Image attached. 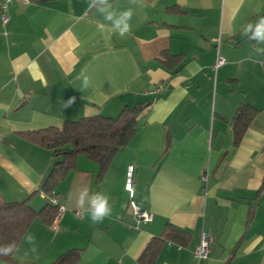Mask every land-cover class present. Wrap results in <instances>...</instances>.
<instances>
[{
	"label": "crops",
	"instance_id": "1",
	"mask_svg": "<svg viewBox=\"0 0 264 264\" xmlns=\"http://www.w3.org/2000/svg\"><path fill=\"white\" fill-rule=\"evenodd\" d=\"M6 13L4 24L0 17L4 200L31 196L56 159L26 133L151 104L103 172L85 155L76 157L56 187L64 207L57 227L36 217L26 230L36 237L37 253L24 254L22 237L14 261L0 264H48L69 249H80L76 264H139L149 240L172 227L185 238L168 235L152 264H196L202 233L212 239L205 264H264V54L249 59L256 45L242 34L264 17V0H143L124 38L89 0H15ZM218 53L226 62L213 69ZM82 74L90 85L81 91ZM241 104L249 106V118L235 141ZM129 166L133 199L150 221H138L129 207ZM83 186L110 197L112 215L100 224L75 206ZM43 196L29 201L39 209Z\"/></svg>",
	"mask_w": 264,
	"mask_h": 264
},
{
	"label": "trees",
	"instance_id": "2",
	"mask_svg": "<svg viewBox=\"0 0 264 264\" xmlns=\"http://www.w3.org/2000/svg\"><path fill=\"white\" fill-rule=\"evenodd\" d=\"M151 102H140L123 107L117 116L109 117L100 113L83 116L76 120L64 121L60 128L49 127L26 133V137L52 151L56 158L41 186L28 198L21 201H6L0 197V244L15 241L17 244L36 217L51 225L57 206L49 199L57 196L56 187L60 180L75 168V159L83 154L99 166L103 172L111 163L120 148L127 145L135 132L137 115ZM248 105L241 104L235 116V141L243 131V125L249 118ZM241 124H239L240 122ZM244 123V124H243ZM241 128V129H240ZM42 192L46 202L39 209L30 203V197ZM59 202V200H58ZM60 203V202H59ZM170 238L183 239L185 234L175 228H169L161 237L151 238L138 257L139 264H152L161 242ZM80 249H69L59 254L48 264H76ZM0 261L13 262V256H0ZM18 264H38L24 261Z\"/></svg>",
	"mask_w": 264,
	"mask_h": 264
},
{
	"label": "clouds",
	"instance_id": "3",
	"mask_svg": "<svg viewBox=\"0 0 264 264\" xmlns=\"http://www.w3.org/2000/svg\"><path fill=\"white\" fill-rule=\"evenodd\" d=\"M143 3V0H129L131 6L119 9L114 6L110 0H89V7L95 8L98 13L103 16L104 21L109 22L112 30L119 37L124 38L132 32V19L135 14V7ZM242 34L250 41L255 42L249 59H253L254 53L264 54V17L258 18L257 22L248 23L243 28ZM257 62V61H253ZM81 80V91L87 89L90 85V78L87 75L77 77ZM75 98H71L65 107L70 106ZM75 206L79 209L87 210L89 218L93 224H100L106 218L110 217L113 212V205L110 203V197L106 192H91L87 186L81 187L74 194ZM22 244L28 247L24 249V254L37 253L36 237L31 232H26L22 238ZM22 245H18L15 241L0 244V256L9 257L16 255L21 251Z\"/></svg>",
	"mask_w": 264,
	"mask_h": 264
},
{
	"label": "built area",
	"instance_id": "4",
	"mask_svg": "<svg viewBox=\"0 0 264 264\" xmlns=\"http://www.w3.org/2000/svg\"><path fill=\"white\" fill-rule=\"evenodd\" d=\"M15 0H0V11H1V23L4 24L7 19V13H6V9L8 7V5L13 2ZM23 3H27L30 0H21ZM218 40V39H216ZM226 62L225 58L223 56H221L219 53L217 54L216 58H215V62L213 64V69L218 68L219 66L223 65ZM262 62H264V60H262ZM131 169L132 167L129 166V170L127 172V176H126V182H125V189L128 192L129 195V207L131 208L132 212L135 214V216L137 217L138 221H143V222H147L150 221L152 219V214L150 212H148L145 209H142L137 203L136 201L133 199V188H132V184H131ZM52 203L58 205L57 206V212L54 218L53 223L51 224L52 227L56 228L58 225V221L64 211V207L61 203L58 202V198L56 196H52L49 199ZM211 242L212 239L209 235L202 233L201 234V238L199 243L196 245L194 251H193V255L196 261V264H205V260L208 258V252L210 251L211 248Z\"/></svg>",
	"mask_w": 264,
	"mask_h": 264
},
{
	"label": "rangeland",
	"instance_id": "5",
	"mask_svg": "<svg viewBox=\"0 0 264 264\" xmlns=\"http://www.w3.org/2000/svg\"><path fill=\"white\" fill-rule=\"evenodd\" d=\"M5 264H11V263H5Z\"/></svg>",
	"mask_w": 264,
	"mask_h": 264
}]
</instances>
